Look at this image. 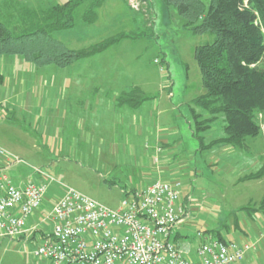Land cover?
Listing matches in <instances>:
<instances>
[{
  "label": "rangeland",
  "instance_id": "rangeland-1",
  "mask_svg": "<svg viewBox=\"0 0 264 264\" xmlns=\"http://www.w3.org/2000/svg\"><path fill=\"white\" fill-rule=\"evenodd\" d=\"M112 1L96 25L83 22V9H79L76 26L54 32L72 49L123 32L134 36L119 40L105 52L67 67L24 61L31 67L23 71L26 82L16 84L17 90L14 80L21 75H12V70L13 61L19 60L16 55H0V72L13 78L6 91L0 87V102L4 100L0 104V148L9 157L0 155L5 172L20 183L29 175L49 182V200L61 198L72 188L113 209L120 207L127 190L142 189L157 179L179 180L181 202L187 209L181 233L192 253L205 236L218 232L229 241L253 243L251 235L262 230V222L243 208L261 202L264 176L245 177L264 166V116L260 115L261 133L249 139L244 149L220 145L200 149L193 134L191 106L205 88L194 51L214 42L216 35L192 33L178 10L163 0H137V8L127 0L118 6ZM75 66L85 68L84 77L93 80L97 68L106 69L97 86L105 93L97 94V83L80 89L81 81L74 78L82 75L67 71ZM135 87L145 97L139 107L117 105V110H111L108 97L114 90L121 95ZM67 118H74V126ZM78 118L97 119L92 121L95 125L87 124L81 130L74 123ZM222 126L219 119L201 133L205 142L221 137ZM86 127L93 136L89 143L79 138ZM73 134L74 142L70 141ZM157 142L163 144L160 153ZM39 172L50 174L53 180L42 178ZM42 216L39 212L36 222ZM245 232L250 238L244 237ZM37 246L38 241L0 239V264H50L34 254ZM252 264H264V257Z\"/></svg>",
  "mask_w": 264,
  "mask_h": 264
},
{
  "label": "trees",
  "instance_id": "trees-1",
  "mask_svg": "<svg viewBox=\"0 0 264 264\" xmlns=\"http://www.w3.org/2000/svg\"><path fill=\"white\" fill-rule=\"evenodd\" d=\"M88 0H67L51 6L29 7L17 0L0 3V55H20L36 66L67 67L109 48L126 33L108 37L87 47L72 49L54 36V32L73 28L77 11ZM174 6L184 26L194 34L214 33V42L197 46L195 59L201 70L205 92L193 100V134L200 149L216 145L244 149L249 139L261 133L264 116V0H163ZM101 0H91L81 14L86 23L97 19ZM5 77L0 72V87ZM145 99L138 88L123 92L119 100L138 107ZM222 117V118H221ZM223 135L205 142L201 133L218 120ZM264 176L260 171L245 180ZM245 211L264 213V196L258 205ZM216 238L227 240L220 232Z\"/></svg>",
  "mask_w": 264,
  "mask_h": 264
},
{
  "label": "built area",
  "instance_id": "built-area-1",
  "mask_svg": "<svg viewBox=\"0 0 264 264\" xmlns=\"http://www.w3.org/2000/svg\"><path fill=\"white\" fill-rule=\"evenodd\" d=\"M128 3L139 6L137 0ZM5 153L0 148V155L9 159ZM181 185L179 180L157 179L127 191L115 209L68 188L39 222L30 224L29 218L47 201L48 183L30 180L18 186L0 165V239L34 236V254L50 264H242L253 248L249 242L205 236L191 259L172 240L185 213Z\"/></svg>",
  "mask_w": 264,
  "mask_h": 264
},
{
  "label": "crops",
  "instance_id": "crops-1",
  "mask_svg": "<svg viewBox=\"0 0 264 264\" xmlns=\"http://www.w3.org/2000/svg\"><path fill=\"white\" fill-rule=\"evenodd\" d=\"M4 0H0V3L1 2H3ZM19 3H21V4H23V5H26V6H29V7H35V6H51V5H54V4H58V3H63V2H65V1H67V0H50V2L48 1V0H17ZM115 1V5L117 4V6L119 5V4H121V3H123V0H113L112 2H114ZM128 1V0H127ZM91 2V0H88V1H86L85 2V6L86 5H88L89 3ZM107 3H109V0H101V4H100V6L98 7V9H97V19L93 22V23H90V24H94V25H96L98 22H100V20H101V16H102V10H103V8L105 7V5L107 4ZM149 3H150V0H149ZM151 5H152V3H151ZM85 6H82V8L81 9H85L84 7ZM118 8V7H117ZM83 10L81 11V14L83 13ZM147 11V10H146ZM143 13H144V15H145V17L147 18L148 17V15H149V17H150V14H151V11L149 10V8H148V15L145 13V11H142ZM80 18H81V15H80ZM149 19V18H148ZM83 21V20H82ZM134 21V20H133ZM84 22V21H83ZM76 26V25H75ZM71 29V28H70ZM124 33V32H123ZM60 38V37H59ZM102 40H104V39H102ZM101 40V41H102ZM91 45V44H90ZM89 46V45H88ZM112 46V45H111ZM110 46V47H111ZM109 47V48H110ZM81 48H83V47H81ZM73 49H79V48H73ZM108 49V48H107ZM106 49V50H107ZM102 52H105V50L104 51H102ZM102 52H100V53H102ZM97 54H99V53H97ZM97 54H95V55H97ZM94 56V55H93ZM14 57H17V59L19 60V62H14L13 61V67H14V70H12V75H15V73L18 75V74H20L21 76H20V78H17L16 80H14V87H15V89L17 90V88H16V84H19V85H24L25 84V82H26V79H25V77H23V75H25V74H23V71L24 70H29L27 67H31V66H27L26 64H25V60H24V58L22 57V56H20V55H16V56H14ZM92 57V56H91ZM88 58H90V57H88ZM9 59H11V60H13V58H9ZM16 59V58H15ZM1 61H5V58H3V60H1ZM6 63V62H5ZM77 63V62H76ZM19 65V70H18V66ZM33 67H35V66H33ZM34 69H36V68H33L32 70H34ZM67 71H68V73H70V74H74V75H78V76H80V75H82L81 76V78H74V80L75 81H77V80H80L81 81V84H80V89H82L83 91L86 89V90H88L89 89V87H91V86H94V84L95 83H97L96 84V86H95V88H96V92H97V94H99L100 96H101V94L103 95L104 93H105V89L103 88V87H99V88H97V86L99 85L98 84V80L101 78L100 77V75L102 76L103 74H105V72L104 71H107L106 69H103V68H97L96 69V79H89V78H86V77H84V75H86L87 74V72H86V70H85V68H81V67H78V68H76V66L75 67H69V68H67ZM81 72V73H80ZM88 74H91V73H88ZM4 77H5V80H4V83L1 85V88H4V90L6 91V87H8V85L11 83V78H12V76L10 75V77L9 78H7L5 75H4ZM13 79V78H12ZM73 79H72V81H74ZM85 82V85L86 86H84V84L82 83V82ZM100 81H102V79L100 80ZM6 86V87H5ZM135 88H138L141 92H142V89L140 88V87H135ZM131 89H133V88H131ZM131 89H129V90H131ZM3 92V89H0V92ZM124 92V91H123ZM1 95V94H0ZM119 97H120V93H119V91L118 90H114L113 91V93H112V95H110V97H108V100H109V102H110V105H111V110H117V105H119V106H129V107H132V106H130L129 104H126V103H122L121 104V102H120V100H119ZM103 98V97H102ZM117 98V101L115 100ZM101 99V98H100ZM1 100V99H0ZM4 102V100L3 101H1L0 102V104L1 103H3ZM117 102H118V104H117ZM142 103V102H141ZM141 103H140V105H141ZM100 104V101H97V103L95 104V108L97 109V107L96 106H98ZM139 105V106H140ZM89 106V105H88ZM138 106V107H139ZM121 107H119L118 108V110L120 109ZM124 108V107H123ZM133 108H135V107H133ZM69 121H70V124L71 125H73L74 126V124H73V119L74 118H67ZM66 119V120H67ZM96 119L97 118H78L77 119V121H74V123L76 124V129H81V127H82V129L81 130H83L84 129V126L86 125L87 126V124H94L95 125V123H96ZM134 120L133 121H135V120H137V118H133ZM87 120H89V121H87ZM95 120V121H94ZM92 121H94V122H92ZM87 128V127H86ZM90 129H89V127L86 129V130H84V132H82V134L80 135V139H86L87 141H88V143H89V141H92V139H93V136L92 135H89L90 134ZM76 135L75 134H73V136L70 138V141H72V142H74V141H76L77 140V138L75 137ZM95 140V139H94ZM102 140H103V138L101 137L100 139H99V141L102 143ZM73 144V143H72ZM99 149V148H98ZM163 151V144L161 145V143H158L157 142V145H156V152L158 153H160V152H162ZM9 160V159H8ZM8 160H6L5 159V161H7L8 162ZM0 165L1 166H4V170H5V165H4V162L1 160V162H0ZM149 175H151V173L149 174ZM11 178V177H10ZM24 178V180H26L24 183H20L19 181H15V180H13L12 178V180H13V182L16 184V185H18V186H23V185H25L28 181H30V180H33V179H38V180H41V178L39 179L38 177H36V175H29V176H26V177H23ZM48 189H49V182H48ZM133 190H136V189H133ZM138 190V189H137ZM127 191H129V190H127ZM126 191V192H127ZM66 193V192H65ZM60 199V198H59ZM58 200V198L57 199H54V200H49L48 198H47V201H46V203H45V208H47V209H50L51 207H53V205L55 204V202ZM262 200V199H261ZM260 203V202H259ZM258 203V204H259ZM50 204H51V206H50ZM256 206V205H255ZM186 208V207H185ZM46 210H40V211H38L35 215H33V216H31L30 218H29V223L30 224H34V223H36V220H37V215H38V213L40 212V216L43 214V216L45 215V212ZM244 211V210H243ZM186 212H187V209H185V213H184V215H183V220H182V222L181 223H179L178 225H176V227L174 228V230H173V233H172V240H174L176 243H177V245L180 247V248H182V249H185V250H187V256L189 257V258H191V259H194L195 258V251L192 253L191 252V250H190V248H189V245H187L186 244V241L184 240V237H183V234L181 233L182 231V229H181V227H182V225L185 223V219H186ZM246 212H248V213H254V215H257V217H258V219H259V221L260 222H262V224H263V226H264V213H261V212H257V211H252V212H249V211H246ZM43 216H42V218H43ZM41 218V219H42ZM262 224H261V228H262V230H256V231H258L259 233H254L253 235H251L253 238V243H251V242H249V243H251L252 245H253V248L250 250V251H248L247 252V256L245 257V259H244V261L242 262V264H252V262H253V260H259V259H261L262 257H264V227L262 226ZM248 235H249V233H247V232H245V236L244 237H248ZM248 238H250V235H249V237ZM1 239H5V238H1ZM7 239H10V238H7ZM11 240V239H10ZM13 240V239H12ZM17 241V240H16ZM21 241H23V242H28V241H34V236H30V237H24ZM253 252V253H252Z\"/></svg>",
  "mask_w": 264,
  "mask_h": 264
}]
</instances>
